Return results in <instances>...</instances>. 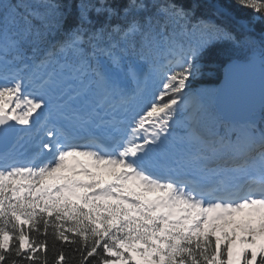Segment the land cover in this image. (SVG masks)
<instances>
[{
    "label": "snow or ice",
    "instance_id": "snow-or-ice-1",
    "mask_svg": "<svg viewBox=\"0 0 264 264\" xmlns=\"http://www.w3.org/2000/svg\"><path fill=\"white\" fill-rule=\"evenodd\" d=\"M237 2L264 19V0ZM199 7L78 0L73 16L71 2L0 0V137L15 130L9 121L31 125L34 149L26 159L0 152V264H127L133 251L153 264H264V242L255 247L264 239V121L221 133L193 90L205 48L239 43L197 18ZM244 43L259 52L264 79V39ZM125 64L131 94L120 87ZM69 157L91 161H75L90 182L54 176ZM109 170L113 182L95 179ZM246 209L260 219L240 241L254 246L250 255L227 233L226 246L212 239L219 221Z\"/></svg>",
    "mask_w": 264,
    "mask_h": 264
},
{
    "label": "trees",
    "instance_id": "trees-1",
    "mask_svg": "<svg viewBox=\"0 0 264 264\" xmlns=\"http://www.w3.org/2000/svg\"><path fill=\"white\" fill-rule=\"evenodd\" d=\"M16 3V0H13ZM62 4L71 2L73 16L76 14L75 4L78 0H57ZM176 3H181L184 7H191L193 0H174ZM200 5L197 9V18L204 19L219 25L226 32L231 33L236 41L217 38L210 43L201 55V64L203 66L201 74L192 82V88L198 90L206 98H209V90L217 88L222 76L223 68L226 64L233 60H249L253 55L259 53L253 50V46L244 43L246 37L259 42L264 39V19H258L259 13L254 10L241 6L237 0H195ZM127 0H114L115 5L123 6ZM93 19H97L95 14H92ZM103 21V17L99 18ZM121 21L113 19L112 23H120ZM240 22L247 23L249 30L245 29ZM74 23L72 17L66 22V26ZM264 111V110H263ZM264 116V112H263ZM84 211H92V208L84 209ZM99 215H108L107 212H99ZM71 235V234H69ZM216 240L215 237L212 238ZM228 240L222 245H227ZM250 255L251 251H247ZM51 259V257H50ZM95 258H90L94 260ZM260 257H257L256 264H259ZM76 264V262H73ZM127 264H136L133 261Z\"/></svg>",
    "mask_w": 264,
    "mask_h": 264
},
{
    "label": "water",
    "instance_id": "water-1",
    "mask_svg": "<svg viewBox=\"0 0 264 264\" xmlns=\"http://www.w3.org/2000/svg\"><path fill=\"white\" fill-rule=\"evenodd\" d=\"M218 89V108L227 120L256 121L252 115L264 106V79L259 56L249 61H233L225 67ZM16 135L10 134L11 141ZM2 137H0L1 140Z\"/></svg>",
    "mask_w": 264,
    "mask_h": 264
},
{
    "label": "rangeland",
    "instance_id": "rangeland-1",
    "mask_svg": "<svg viewBox=\"0 0 264 264\" xmlns=\"http://www.w3.org/2000/svg\"><path fill=\"white\" fill-rule=\"evenodd\" d=\"M241 24H242V26L243 27H245V29H247V30H249V27H248V25H247V23H245V22H241ZM133 70H135V69H133ZM120 76H121V79H120V82H121V85H123V83H124V80H125V76H127L129 79H132L131 78V76L130 75H128V69H125V65H124V72L123 73H121L120 74ZM195 91V90H194ZM196 92V91H195ZM216 91L215 90H213V89H211L210 91H209V94H210V96H214V95H216ZM168 99V97L167 96H165V100H167ZM209 107H210V109L212 110V111H214L215 112V114L220 118V120H221V122H222V120H223V117L222 116H219L218 115V113H217V109H216V105H215V102L214 101H209ZM260 122H262V119H260L259 120V124H260ZM223 126V125H222ZM219 130L220 131H222V129H221V125L219 126ZM176 132L177 133H180V132H182V130L181 129H176ZM62 174L63 175H67L66 177L67 178H71V179H73V177H70V171L69 170H67V169H65V170H63L62 171ZM104 177V176H103ZM106 178V177H105ZM52 179L50 178V181H51ZM49 182V181H48ZM52 182V181H51ZM58 183H59V181H57ZM81 191H83V192H87L89 195H91V191L90 190H87V189H84V190H81ZM95 191H99V189H96ZM149 198H154V196L151 194L150 195V197ZM102 202H105V203H115V201H102ZM248 213V212H247ZM244 215H247V214H244ZM242 219V215H240V216H236V215H233L231 218H230V221L228 222V220L225 222V223H223V224H221V223H218L219 224V227H220V230H218L217 231V234H216V238H219V240H220V242L221 243H223L224 242V237H223V234L225 233V232H232L233 233V237H232V242H233V244H234V242H235V238L237 237V235L239 234V231H241V229H239V228H243L242 230H245V232H246V228H247V224H248V222L249 221H251L252 223H254V226H253V228H256V226H257V228H259L260 227V219H259V217H252L251 219H243V220H241ZM238 220H240V221H243V224L244 225H236V223H237V221ZM238 224V223H237ZM259 232V231H258ZM247 234V233H246ZM246 234H243L244 236H248V234L246 235ZM249 236H251V235H249ZM256 239H257V246H255L256 248H258V246H259V244L261 243V242H264L263 240H262V237L260 236V235H257L256 237H255ZM136 247H141V245H137ZM244 247V246H243ZM245 248L246 249H252V250H254V246L253 245H250V244H245ZM131 256H132V260L131 261H134V262H136L137 264H153V262L152 261H146V260H144L137 252H135V251H133L132 253H131ZM129 262V261H128ZM127 262V263H128Z\"/></svg>",
    "mask_w": 264,
    "mask_h": 264
},
{
    "label": "bare ground",
    "instance_id": "bare-ground-1",
    "mask_svg": "<svg viewBox=\"0 0 264 264\" xmlns=\"http://www.w3.org/2000/svg\"><path fill=\"white\" fill-rule=\"evenodd\" d=\"M20 127H21V125H20ZM237 223H238V224H237ZM237 223H236V225H244V224H243V221H240V220H238ZM248 223H249V222H248ZM247 225H248V224H247ZM251 226L253 227V226H254V223L251 222ZM239 229H241V231H242L243 228H239ZM241 231H239V232H241ZM243 233L246 234L247 232H245V230H243ZM246 235H247V234H246ZM245 237H247V236H244V235L242 236V238H245Z\"/></svg>",
    "mask_w": 264,
    "mask_h": 264
}]
</instances>
